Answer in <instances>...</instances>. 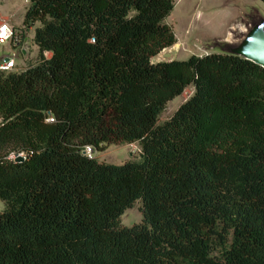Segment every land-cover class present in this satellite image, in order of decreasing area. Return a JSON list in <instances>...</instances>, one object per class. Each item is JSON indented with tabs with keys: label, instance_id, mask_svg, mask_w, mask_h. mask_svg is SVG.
Returning a JSON list of instances; mask_svg holds the SVG:
<instances>
[{
	"label": "trees",
	"instance_id": "16d2710c",
	"mask_svg": "<svg viewBox=\"0 0 264 264\" xmlns=\"http://www.w3.org/2000/svg\"><path fill=\"white\" fill-rule=\"evenodd\" d=\"M25 1L37 58L0 73V264H264V70L153 63L173 0ZM130 144L121 165L81 152Z\"/></svg>",
	"mask_w": 264,
	"mask_h": 264
},
{
	"label": "rangeland",
	"instance_id": "374dc122",
	"mask_svg": "<svg viewBox=\"0 0 264 264\" xmlns=\"http://www.w3.org/2000/svg\"><path fill=\"white\" fill-rule=\"evenodd\" d=\"M173 1L175 3V9L169 18H167L166 23L171 26L175 33L177 42L174 46L178 45V49L171 51V53H167L168 50L174 47L172 46L162 51L153 59V63L171 60H186L193 55L202 56L216 53L210 50L207 41L204 40L224 38L227 34L229 25L241 14L246 15L256 12L264 16V5L259 0ZM23 3H25L24 0H7L5 2L0 0V5H4L3 10L0 8V16L3 14V11L12 12L15 14L13 18L14 25H18L22 20L23 14H25L23 13L24 10L22 11V8H20ZM17 28L22 32V43L26 39L30 40V56L25 60V69L30 61L34 63L37 58L38 49L34 45L33 39H31V36L34 35L36 26L24 29L21 25ZM9 52L10 47L0 46V55ZM49 56V54H46V57ZM193 93L194 88L188 87L181 96L170 101L160 116L159 122L169 119L174 112L193 95ZM140 153L141 150L137 144L125 146L112 145L103 151H96L93 158L101 163L121 165L128 161L139 160ZM22 156L24 157V155ZM10 158L15 159V156H11ZM4 211L5 205L0 201V213ZM120 220L122 226L130 227L141 224L143 222L141 202H136L133 207L126 210Z\"/></svg>",
	"mask_w": 264,
	"mask_h": 264
},
{
	"label": "water",
	"instance_id": "95a60500",
	"mask_svg": "<svg viewBox=\"0 0 264 264\" xmlns=\"http://www.w3.org/2000/svg\"><path fill=\"white\" fill-rule=\"evenodd\" d=\"M227 30L224 38L204 40L207 41L210 50L218 54L238 57L264 70V16L256 12L241 14ZM20 53L24 60L29 58L30 40L23 41ZM24 160L21 155L15 158V162Z\"/></svg>",
	"mask_w": 264,
	"mask_h": 264
},
{
	"label": "built area",
	"instance_id": "2783aa9c",
	"mask_svg": "<svg viewBox=\"0 0 264 264\" xmlns=\"http://www.w3.org/2000/svg\"><path fill=\"white\" fill-rule=\"evenodd\" d=\"M22 40L23 36L21 30L0 16V46L10 47L9 53H2L0 55V73L21 72L24 70L25 60L22 59L20 54ZM47 121H54L51 114H48ZM81 152L83 155L93 158L95 149L87 146L84 147Z\"/></svg>",
	"mask_w": 264,
	"mask_h": 264
},
{
	"label": "crops",
	"instance_id": "0c3cea01",
	"mask_svg": "<svg viewBox=\"0 0 264 264\" xmlns=\"http://www.w3.org/2000/svg\"><path fill=\"white\" fill-rule=\"evenodd\" d=\"M1 1L5 2V1H7V0H1ZM24 2H25V3H23V5L21 4V6H20V8H22V11L24 10L23 13H25L26 8L28 7V2H26L25 0H24ZM3 6H4L3 4L0 5V8H1L2 10L4 9ZM20 8H19V9H20ZM14 15H15V14H13L12 12H8V11H5V12H4V11H3V14L1 15V17H2L4 20L9 21L12 25H14V22H13ZM23 16H24V14H23ZM23 16H22V20L20 21V23H19L18 25H14V26L19 27V26L22 25ZM33 37H34V35L31 36V39H33ZM124 146H125V145H124Z\"/></svg>",
	"mask_w": 264,
	"mask_h": 264
},
{
	"label": "bare ground",
	"instance_id": "6f19581e",
	"mask_svg": "<svg viewBox=\"0 0 264 264\" xmlns=\"http://www.w3.org/2000/svg\"><path fill=\"white\" fill-rule=\"evenodd\" d=\"M177 49H178V45H176L173 48H171L170 50H168L167 53H171V51L177 50Z\"/></svg>",
	"mask_w": 264,
	"mask_h": 264
},
{
	"label": "clouds",
	"instance_id": "9594fccd",
	"mask_svg": "<svg viewBox=\"0 0 264 264\" xmlns=\"http://www.w3.org/2000/svg\"><path fill=\"white\" fill-rule=\"evenodd\" d=\"M130 145H134V144H130ZM96 152V151H95ZM22 156V155H21ZM15 158H16V156H15Z\"/></svg>",
	"mask_w": 264,
	"mask_h": 264
}]
</instances>
